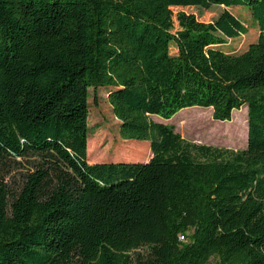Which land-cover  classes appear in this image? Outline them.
Instances as JSON below:
<instances>
[{"label":"trees","instance_id":"obj_1","mask_svg":"<svg viewBox=\"0 0 264 264\" xmlns=\"http://www.w3.org/2000/svg\"><path fill=\"white\" fill-rule=\"evenodd\" d=\"M211 6L175 28L172 9ZM98 87L146 154L90 162ZM243 106L240 149L168 123ZM0 264H264V0H0Z\"/></svg>","mask_w":264,"mask_h":264},{"label":"rangeland","instance_id":"obj_2","mask_svg":"<svg viewBox=\"0 0 264 264\" xmlns=\"http://www.w3.org/2000/svg\"><path fill=\"white\" fill-rule=\"evenodd\" d=\"M211 7H213V9L206 10V15L204 16L200 11L192 8L178 7L172 9V20L176 24L175 28L197 26L201 22H212L214 17H210V15L217 11L220 6ZM236 7L239 9H246L242 6ZM231 11L235 14L238 13L236 9H231ZM242 14L246 18H249L247 12ZM180 17H182V19ZM256 36V30L250 29L246 35L232 41L231 47L234 50H241L250 40L255 39ZM88 106L89 139L87 157L89 156L90 162L106 160L107 156L112 159L114 155L119 153L118 150L120 149H128L139 156L146 154V145L140 144V142L137 141L129 143L130 141H125L119 138L117 121L113 116L104 89L98 87L89 90ZM196 108L197 109H194L193 107L181 109L169 119L170 122L168 123L174 125L175 131L179 133L183 139L193 143L212 145L227 149H240L245 147L247 141L246 125H244V121L246 120V107L243 106L239 110H234L229 121L214 120L210 108ZM206 116L207 120H203ZM184 117H186V121L190 124L199 119H202V121L189 130L188 127L179 124V120ZM208 120L211 121L209 122ZM207 123H209L208 126H206ZM144 143L148 142L145 141ZM26 169L27 168L21 164L18 166V169L11 173V175L4 177L7 184L13 188L19 183L22 173ZM188 234H190V232H188ZM185 239L186 238L182 240L185 241Z\"/></svg>","mask_w":264,"mask_h":264},{"label":"built area","instance_id":"obj_3","mask_svg":"<svg viewBox=\"0 0 264 264\" xmlns=\"http://www.w3.org/2000/svg\"><path fill=\"white\" fill-rule=\"evenodd\" d=\"M180 238H181V240H182V239H184V237H183V236H181Z\"/></svg>","mask_w":264,"mask_h":264}]
</instances>
